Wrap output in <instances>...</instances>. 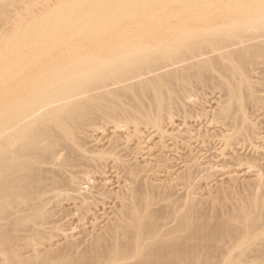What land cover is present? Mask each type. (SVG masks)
I'll use <instances>...</instances> for the list:
<instances>
[{"label": "bare ground", "instance_id": "bare-ground-1", "mask_svg": "<svg viewBox=\"0 0 264 264\" xmlns=\"http://www.w3.org/2000/svg\"><path fill=\"white\" fill-rule=\"evenodd\" d=\"M260 67L264 0H0V264H264V152L243 143L264 140L253 119L264 110ZM207 88L224 92L219 164L235 170L203 208L194 179L216 174V153L191 154L176 182L156 183L174 169L165 139L195 141L167 130L174 113ZM105 125L115 136L98 151ZM154 137L163 154L135 163ZM130 141L138 153L127 156ZM107 162L123 187L108 185ZM93 171L103 180L86 193ZM66 202L68 216L92 222L86 246L65 235L60 250L25 258L24 247L66 233Z\"/></svg>", "mask_w": 264, "mask_h": 264}, {"label": "rangeland", "instance_id": "rangeland-1", "mask_svg": "<svg viewBox=\"0 0 264 264\" xmlns=\"http://www.w3.org/2000/svg\"><path fill=\"white\" fill-rule=\"evenodd\" d=\"M260 69L262 70H264V67L263 68H261L260 67ZM259 70V69H258ZM262 70V71H263ZM262 71L260 72V71H257V72H259L258 74H257V72L256 73H254V74H256V75H253L252 74V76H253V79L255 78L256 80H255V82H257V84L258 83H260V89L261 90H264V77H263V75H264V73H262ZM263 75H262V74ZM262 76H261V75ZM259 75V77H260V79L261 80H257V76ZM259 77H258V79H259ZM263 78V79H262ZM256 84V85H257ZM263 84V85H262ZM257 87H259V85L257 86ZM263 87V88H262ZM210 89V91H207V90H209ZM214 89H212V88H207V89H205V91H203V93L204 92H206V93H204V94H201L202 92H200V94L199 93H197V95L195 96V94L193 95L194 97H191V99L188 101V106H186V109L187 110H182L181 112H180V110H179V112H175L174 113V116H173V122H171V124H170V126L168 125V128H167V130L169 129V131H171V132H173V130L172 129H175L174 130V132H175V134L177 135L178 134V132H179V134H180V131L183 133V132H187V134L188 135H185V133H184V135H182L183 137L184 136H190V137H192L193 138V140H195V141H191L192 139H189L188 140V142H190L188 145H187V143L188 142H185V141H180L181 142V144L179 145H175L171 140H170V138L167 140V139H165L167 142H165V144L167 145V148H166V150L163 152L164 153V155L165 156H169L171 153V155L169 156V158H171V156H173L174 154H175V156H173L172 158H173V160H174V169H172V170H169L170 171V173L168 174V173H165V172H163V171H161V174H163V175H160L159 174V177L157 178L158 179V181H157V183L156 184H162L163 186L164 185H167V184H169V182L170 181H174V182H176L177 181V179L175 180V177H177V176H179L180 174H182L181 172H183V169L185 168V166L186 165H188L187 164V162H189L190 160H191V158H190V156H191V154L192 155H194L195 153V155L194 156H197L198 154H199V156L201 155V156H203L204 158L206 157V159H205V161H207V158H208V160H210V159H212L213 161H215V159L216 158H214L213 159V157H211V155L212 156H214V154H215V156L217 157L218 156V158H219V156L221 155V149H225L224 147H226L225 146V144L224 143H222L223 141H221V136H220V134H221V127H222V125H221V122L219 123V115L221 114L220 112V108H221V105L222 104H220L221 102H223L224 100H225V96H224V92H221L220 90H216V92H215V90L213 91ZM219 91V92H218ZM261 92H263L264 93V91H261ZM261 92H260V95L262 96V100L264 101V94L262 95L261 94ZM208 93V94H207ZM221 93V94H220ZM200 96H199V95ZM207 94V95H206ZM203 95V96H202ZM198 96V97H197ZM208 97V98H206V97ZM202 98V101L203 102H206V103H203L202 101H201V98ZM204 97V98H203ZM196 99V100H195ZM197 99H199V100H197ZM208 99V100H207ZM194 100V101H193ZM210 100V101H209ZM195 101L197 102V105H196V103H195ZM208 101V102H207ZM262 101V106L264 107V102ZM192 103V106L194 107H192L191 106V104L190 103ZM198 102H202V103H198ZM190 104V105H189ZM203 104V105H202ZM204 104H206V106L204 105ZM219 105V106H218ZM191 108H190V107ZM187 107H189V108H187ZM197 108V112H195V109ZM217 108V109H216ZM220 110H219V109ZM194 109V110H193ZM207 109V110H206ZM188 110H189V112H188ZM191 110H193V111H191ZM203 112H202V111ZM210 112H209V111ZM207 111V112H206ZM194 114V116L192 115V113ZM201 112L203 113V115L201 114ZM213 112H214V114H215V116L214 117H212L214 114H213ZM216 112V113H215ZM218 112V113H217ZM182 113V114H181ZM183 113H185L184 115H183ZM191 114V116H192V118L191 117H189L188 118V116H190V115H188V114ZM205 113H207V114H205ZM212 113V114H211ZM196 114H197V116H196ZM205 114V115H204ZM219 114V115H218ZM180 115V116H179ZM186 115H187V119H186ZM201 115V116H200ZM185 116V117H184ZM203 116V117H202ZM256 116V117H255ZM199 117H202V118H199ZM208 117V118H207ZM211 117H212V119H211ZM217 117V118H216ZM254 118V122L256 123V120H258L257 122V124H258V126L260 125V129H263L262 131H261V136L262 137H264V110H261L260 112H257V113H254V116H253ZM204 118H207V119H204ZM258 118V119H257ZM218 119V120H217ZM212 120V121H211ZM213 122V123H211V122ZM261 121V122H260ZM216 122V123H215ZM218 122V123H217ZM260 122V123H259ZM210 123V124H209ZM173 124V125H172ZM215 126H213V125ZM110 127H113V125H109ZM174 126V127H173ZM104 127V126H103ZM103 127H101L102 129H103ZM106 127H108V125H105V127L104 128H106ZM109 128V127H108ZM170 128H172V129H170ZM213 128V129H212ZM215 128V129H214ZM220 128V129H219ZM112 129V128H111ZM210 129V130H209ZM211 129H212V131H211ZM105 129H103L102 131H100V129H99V131L97 132V133H95V135H94V133H93V138L95 137L96 139L97 138H99V139H97V140H99V141H101V143L100 142H95L94 144H96V143H100L99 145H98V147L100 146L101 147V149H100V147L98 148L97 147V144L94 146V145H92L94 148L96 147V148H98V151H99V149H100V151L101 150H103V149H108L109 148V146H107V145H110L108 142H109V139L111 140V138H113L115 135L113 134V131H112V133H110L111 132V130L109 131L107 128H106V132L104 131ZM108 130V131H107ZM113 130V129H112ZM185 130V131H184ZM187 130H189V133H188V131ZM190 130H192L191 132H190ZM213 130H215L214 132H213ZM200 131V132H199ZM207 131V132H206ZM171 132H169V133H171ZM203 132L205 133V134H203ZM212 132V133H211ZM219 132V133H218ZM121 133H123V136H125V137H122L123 139H125V138H127V136H126V134H125V131L123 130V131H120V133H118L119 135L121 134ZM198 133H201V134H199V135H197ZM125 134V135H124ZM171 134H173V133H171ZM178 134V135H179ZM190 134V135H189ZM194 134V135H193ZM214 134V135H213ZM217 134V135H216ZM110 135H114V136H110ZM118 135V136H119ZM211 137V138H207V137H209V136ZM213 135V136H212ZM108 136H110L111 138H108ZM122 136V135H121ZM180 136H181V134H180ZM193 136H195V137H193ZM205 136V137H204ZM215 136V137H214ZM219 137V138H217V137ZM106 137H107V139H108V142L106 141L107 139H106ZM202 139H201V138ZM92 138V139H93ZM155 138V137H154ZM154 138H152V140L154 139ZM197 139V141H196V139ZM198 138H200V140H201V142H200V140L198 139ZM205 138H206V142H205ZM106 139V140H105ZM217 141H219V142H217ZM220 139V140H219ZM94 140V139H93ZM127 139H125V140H123L124 142L126 141ZM151 140V141H152ZM164 140V141H165ZM170 140V141H169ZM199 140V141H198ZM202 140H204L203 142L205 143H203L202 142ZM208 140H210L209 142H208ZM211 140H212V142H211ZM150 141V142H151ZM159 142V138L157 139V138H155V140H153V144H152V142H151V144L149 145H147L148 146V148H147V146L145 147V149H146V151H144V152H140L141 154H136V155H133V156H135V157H133V159L135 160L136 159V156H139V157H137L139 160H140V162H141V164H142V166L143 165H146L145 164V159H146V161L148 162V161H151V160H149V159H153V158H151V157H153L154 156V154L153 153H157L158 155H162V154H159V152L156 150V148H155V142ZM161 141V140H160ZM214 141V142H213ZM260 141L261 140H259V141H257V142H255L254 144H251L250 142H243V143H245L244 144V147L246 148V149H244V152L246 153V154H255V151H256V147L258 148L257 149V151H260V149H262L261 150V152L263 151L264 152V140H262L263 142H261L260 143ZM132 141H130V142H127V144H125L124 146L125 147H123L124 148V150L126 149V146L128 145V143H129V145H130V143H131ZM172 142V143H171ZM200 142V143H199ZM216 142V143H215ZM106 143H107V145H106ZM183 143H185V144H183ZM196 143H197V145H198V147H194V146H197L196 145ZM209 143H211L210 145H209ZM219 143V144H218ZM222 143V144H221ZM249 145H248V144ZM259 143V144H258ZM135 144V142L134 143H131V146L133 145V146H135L134 145ZM169 144H171V145H169ZM191 144V145H190ZM195 144V145H194ZM152 145H154V149H155V151H152L153 150V146ZM169 145V146H168ZM175 145V146H174ZM188 147L189 145L191 146V148H187V149H189V151L187 150V149H185V147ZM194 145V146H193ZM202 147H201V146ZM205 145V146H204ZM242 145V144H241ZM252 145V146H251ZM255 145V148L253 147ZM91 146V147H92ZM105 146V147H104ZM150 146H151V152L149 153V154H147V150L148 151H150ZM178 148H177V147ZM209 146V147H208ZM213 146V147H212ZM251 146V147H250ZM261 146H262V148H261ZM106 147H108V148H106ZM128 147H130V146H127V149H128ZM168 147H169V151L170 152H168ZM170 147H171V150H170ZM211 147H212V149L213 150H211ZM103 148V149H102ZM131 148V147H130ZM136 148V147H135ZM134 147H132V150H131V152H129L128 153V151L127 150H125V152L123 153V154H125L126 152L128 153V154H130V153H132V151L134 152V153H138V152H136L134 149H135ZM180 148V149H179ZM182 148V149H181ZM205 148V149H204ZM207 148V149H206ZM220 148V149H219ZM241 148V147H240ZM195 151H194V150ZM209 149H210V152H208L209 151ZM217 149V150H216ZM248 149V151H245V150H247ZM254 149V150H253ZM97 150V149H96ZM122 148H121V155H123L122 154ZM129 150V151H130ZM176 150V151H175ZM182 150V151H181ZM193 150V151H192ZM199 150V151H198ZM203 152H202V151ZM184 151H185V153H187V156H183L185 153H184ZM197 151V152H196ZM213 151H214V153H213ZM217 151H219V152H217ZM222 151H224V150H222ZM254 151V152H253ZM207 152V153H206ZM126 153V155L128 156V154ZM147 154V155H149V157L147 156V155H145V157L144 156H141L142 154ZM166 153H167V155H166ZM170 153V154H169ZM178 153L180 154V156L178 155ZM183 153V154H182ZM189 153V154H188ZM210 153V154H209ZM153 154V155H152ZM203 154H205V155H203ZM207 154V155H206ZM131 155V154H130ZM180 157L179 159H178V157ZM126 156V157H127ZM151 156V157H150ZM187 158V160H184L185 158ZM188 157H189V159H188ZM149 158V159H148ZM171 158V159H172ZM131 160H132V158H130ZM133 160V161H134ZM138 160V161H139ZM176 160V161H175ZM179 160V161H178ZM184 160V161H183ZM189 160V161H188ZM211 160V161H212ZM112 160H110V162H111ZM114 161V160H113ZM132 161V162H133ZM181 161H183V162H181ZM187 161V162H186ZM219 161V162H218ZM221 161V156H220V158L217 160V161H215V162H213V164H216V165H214L215 166V170H216V174H213L212 173V176L210 177L212 180L210 181V178H209V180H207V179H204V180H206V182L203 180V178L202 179H198V178H196V179H194V180H197V182L195 181L194 183L196 184V186H195V184H194V186H193V188L192 189H194L195 188V190H192V194H193V198L195 199V200H198V201H200V200H202L201 201V203H203V205L202 204H200V205H202V207L204 208V207H207L208 205H210V199H212L218 192V190L219 189H221V182H220V180L221 181H226V179H229L230 177L229 176H231V174L230 173H228V171L230 172L231 170H235V168L234 169H230L229 168V170H227V168H225V169H223V171H221L222 170V168H220L221 167V164H219V163H221L220 162ZM110 162H107L108 164V169H110L109 167L110 166H113V167H111V169H110V171H107V172H109V175L111 174V176H109V180L110 181H108V182H110V183H108V185H110L109 187L110 188H112L113 189V187H123L125 184L123 183V180L125 181V177L122 175H120L118 172H117V169H113L114 168V166L116 165V163L114 164V165H111V164H113V162L110 164ZM135 163H137V160H135L134 161ZM133 162V163H134ZM140 162H138V164L140 163ZM143 162H144V164H143ZM146 162V163H147ZM218 162V163H217ZM151 163V162H150ZM177 163V164H176ZM179 163H180V165H179ZM186 164V165H185ZM110 165V166H109ZM176 165V166H175ZM219 165V166H218ZM183 166V167H182ZM217 166V167H216ZM175 167H177V168H175ZM181 167V168H180ZM180 168V169H179ZM113 169V170H112ZM175 169H178L177 171L175 170ZM182 169V170H181ZM221 169V170H220ZM244 169H246V170H244ZM115 170V171H114ZM165 170V169H164ZM217 170H218V173H217ZM225 170V171H224ZM237 170V169H236ZM240 170V169H239ZM247 170H249V171H247ZM254 170L255 169H251V168H248V167H244V168H242L240 171H242V172H240V171H238V173H241V177H242V175H243V179H247V178H251V176L252 175H254L253 173H254ZM92 171V170H91ZM112 171V172H111ZM174 171V172H173ZM220 171V172H219ZM244 171H246V172H244ZM115 172V173H114ZM166 172H167V170H166ZM173 172V173H172ZM180 172V173H179ZM221 172H224V173H221ZM227 173V175H226V173ZM253 172V173H252ZM92 173H94V174H92ZM91 173V175H90V179L88 178V180L86 179V181H88V182H85L87 185L86 186H84L85 187V189H86V187H87V189L85 190L86 191V193L88 192H91V191H94L95 189V186L97 187V184H99L100 182H102V180H103V177H101L102 178V180H101V178L99 177V176H102V175H99L100 173H98V174H96L95 173V171H93ZM114 173V174H113ZM175 173H177V174H175ZM215 173V172H214ZM221 173V174H220ZM96 174V175H95ZM230 174V175H229ZM244 174H246V175H244ZM92 175H94V176H92ZM118 176V178H117V176ZM174 176V177H164V176ZM214 175V176H213ZM92 176V177H91ZM116 176V177H115ZM216 176V177H215ZM218 176V177H217ZM222 176V177H221ZM246 178H245V177ZM120 177V178H119ZM124 179H123V178ZM164 177V178H163ZM228 177V178H227ZM100 178V179H99ZM113 178V179H112ZM161 178V179H160ZM200 178V177H199ZM219 178V179H218ZM252 178H253V176H252ZM252 178L250 179V180H252ZM93 179V180H92ZM174 179V180H173ZM213 179H215V180H213ZM101 180V181H100ZM111 180H112V183H111ZM115 180V181H114ZM160 180V181H159ZM167 180V181H166ZM200 180V181H199ZM248 180V179H247ZM118 181V182H117ZM165 181H166V183H165ZM210 181V183H208ZM92 182V183H91ZM198 182H199V184H198ZM204 182V183H203ZM217 182V183H216ZM95 183V184H94ZM97 183V184H96ZM120 183V184H119ZM205 184V185H203V184ZM207 183H208V185H207ZM219 183V184H218ZM88 184H89V188H88ZM114 184H116V185H114ZM122 184H124V185H122ZM198 184V185H197ZM92 185V186H91ZM122 185V186H121ZM212 185H214V186H212ZM113 186V187H112ZM198 186V187H197ZM211 186H212V188H211ZM218 186V188H216ZM91 187H93V190L91 189V191H90V188ZM108 187V188H109ZM197 187V188H196ZM211 189H210V188ZM117 188H114L115 190L117 189ZM204 188V189H203ZM205 188H206V190H205ZM197 189V190H196ZM209 189V190H208ZM87 190H89V191H87ZM117 190H119V189H117ZM201 190V191H200ZM203 190V191H202ZM196 191V192H195ZM216 193H215V192ZM206 192V194H204ZM203 193V195H201ZM195 194V195H194ZM197 196V197H196ZM212 196V197H211ZM197 198V199H196ZM105 200H107V199H102V201L104 202V205H105V202H107V201H105ZM102 201H100L101 203H102ZM112 200H109L108 202H109V205L110 204H114V202H112V203H110ZM198 201H196V202H198ZM212 202V201H211ZM72 203V202H71ZM100 203V204H101ZM65 204H67V202L65 203ZM64 204V205H65ZM107 204V203H106ZM67 205H72V206H68V208H63L64 209V215H66L67 216V218H63L62 220H63V225H65V226H63L62 225V227H65L66 228V233L64 232L63 233V231H61V232H59L58 234L60 235H58L57 234V237L55 238H53V240L52 239H50V240H47V241H45V242H43V243H38L37 245H31V246H26V247H24V257L25 258H30L31 257V255L33 254L32 253V250H38L39 252H40V255H47L48 253H51V251L53 252L54 250H60L61 248H63L62 246H64L65 244H66V240H64V236L66 235V236H68V237H70V239H71V241H75V242H78V244H81V246H80V248L81 249H83L85 246H86V244L87 243H83V242H85L84 240L86 239L85 238V236L84 235H86L85 233H87L88 232V230H89V228H90V226H92L89 222H91V221H89V220H91V219H89V217H87L85 220H87L88 219V221L89 222H87V221H84V224H83V219L80 217V218H78V216H81L80 214H77L76 216H75V218H77V219H75L74 218V216L72 217L71 215L70 216H68V213L72 210H70L69 211V209H70V207L71 208H74L73 206V203L72 204H67ZM67 205H65V206H67ZM102 205V204H101ZM108 204L107 205H105L106 206V211H107V208H109V213L110 212H112V207H114V206H109ZM103 206V205H102ZM101 206V207H102ZM107 206H109V207H107ZM104 207V206H103ZM103 207H102V209H103ZM111 207V208H110ZM68 209V210H67ZM99 209H101L100 207H99ZM66 210H67V212L68 213H66ZM98 210V209H97ZM111 210V211H110ZM96 211V210H95ZM99 211V210H98ZM104 211H105V207H104ZM103 211V212H104ZM106 211L104 212V214L106 213ZM103 212H100L99 214H102ZM66 213V214H65ZM108 212H107V216H108V214H109ZM70 217V218H69ZM72 217V218H71ZM106 217V216H105ZM61 218H59V220H60ZM65 219V220H64ZM78 219H81V220H79L78 221ZM61 221V220H60ZM62 222V221H61ZM86 222H87V226H85L86 225ZM88 223H89V227H88ZM92 223V222H91ZM59 224L61 225L62 223H60L59 222ZM58 224V225H59ZM104 225V224H103ZM103 225L101 224V226L103 227ZM61 227V226H60ZM61 227V228H62ZM65 236V237H66ZM59 237V238H58ZM66 239V238H65ZM52 240V241H51ZM53 245V246H52ZM66 246V245H65ZM59 248V249H58ZM33 256V255H32Z\"/></svg>", "mask_w": 264, "mask_h": 264}]
</instances>
